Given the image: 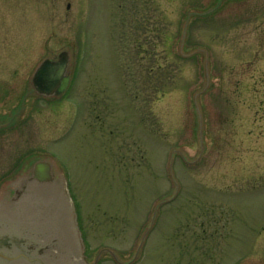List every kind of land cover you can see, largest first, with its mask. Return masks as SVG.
I'll return each instance as SVG.
<instances>
[{
	"label": "rangeland",
	"instance_id": "rangeland-1",
	"mask_svg": "<svg viewBox=\"0 0 264 264\" xmlns=\"http://www.w3.org/2000/svg\"><path fill=\"white\" fill-rule=\"evenodd\" d=\"M66 49L70 91L23 104ZM17 109L0 180L51 157L86 264L132 261L142 237L134 264H264V0H0V127Z\"/></svg>",
	"mask_w": 264,
	"mask_h": 264
},
{
	"label": "water",
	"instance_id": "water-1",
	"mask_svg": "<svg viewBox=\"0 0 264 264\" xmlns=\"http://www.w3.org/2000/svg\"><path fill=\"white\" fill-rule=\"evenodd\" d=\"M206 65L205 58V86L193 95L199 120V145L201 116L196 100L208 86ZM69 66L70 54L66 50L55 59L40 61L31 76L34 92L43 97L60 96L69 84ZM0 264H86L71 201L63 178L50 159L32 161L0 188Z\"/></svg>",
	"mask_w": 264,
	"mask_h": 264
},
{
	"label": "flooded vegetation",
	"instance_id": "flooded-vegetation-1",
	"mask_svg": "<svg viewBox=\"0 0 264 264\" xmlns=\"http://www.w3.org/2000/svg\"><path fill=\"white\" fill-rule=\"evenodd\" d=\"M181 236H182V233H181ZM199 241H205L206 239H209V241H211V238H212V235H210V234H208L207 235V237H205V235H203V233L199 236ZM182 242V241H181ZM182 247H183V245H182ZM262 247V245H260V248ZM183 249H185V248H183ZM259 251H261V250H259ZM181 252V253H180ZM193 252H195L196 253V255H194L195 257H197V256H200V255H202V256H204L205 254H206V259H209V257L210 256H212V257H214L215 256V251L214 250H211V249H208V250H204V249H200V250H193ZM179 256H185V255H187L188 254V252L185 250V252L182 250V251H179ZM262 254V252L260 253V255ZM183 256V257H184ZM182 262V261H181ZM197 262H199V259H198V261Z\"/></svg>",
	"mask_w": 264,
	"mask_h": 264
}]
</instances>
